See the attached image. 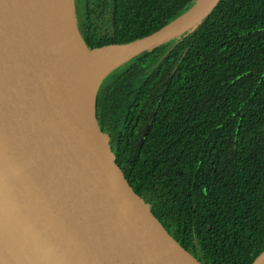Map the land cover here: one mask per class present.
Wrapping results in <instances>:
<instances>
[{"label": "trees", "instance_id": "16d2710c", "mask_svg": "<svg viewBox=\"0 0 264 264\" xmlns=\"http://www.w3.org/2000/svg\"><path fill=\"white\" fill-rule=\"evenodd\" d=\"M193 2L116 0L94 18L84 0L78 30L90 48L123 43ZM121 66L117 96L141 82L125 121H100L128 182L202 264H250L264 249V0H220L197 27Z\"/></svg>", "mask_w": 264, "mask_h": 264}, {"label": "water", "instance_id": "95a60500", "mask_svg": "<svg viewBox=\"0 0 264 264\" xmlns=\"http://www.w3.org/2000/svg\"><path fill=\"white\" fill-rule=\"evenodd\" d=\"M219 1L194 0L147 35L90 48L74 0H0V264H202L135 192L98 123L97 90L122 62L92 79L74 40L127 62L197 27ZM250 264H264V249Z\"/></svg>", "mask_w": 264, "mask_h": 264}, {"label": "flooded vegetation", "instance_id": "af4514ba", "mask_svg": "<svg viewBox=\"0 0 264 264\" xmlns=\"http://www.w3.org/2000/svg\"><path fill=\"white\" fill-rule=\"evenodd\" d=\"M115 1L116 0H91V6L93 12L95 13L94 18H97L106 9H113ZM104 2L107 3L106 8H102V4H104ZM86 9L87 7L84 0H74L75 18L80 32H82L85 29L84 27L87 25L84 19ZM121 67H119V69ZM117 70L118 68L111 71L104 78L97 92L98 101L95 113L101 128H103L101 121L105 127L109 124L108 126L111 128H116L118 122L120 121L121 123L122 118L123 121H125L126 113H123L124 108L126 109L131 105L132 99L135 97L134 91L137 90L138 85L141 82L140 80L142 79L140 78L142 75L134 76L132 79H128L126 85L129 87V90L126 89V92L123 90L122 96H117V93L114 91V84L116 85L117 82L123 81L125 77V73H122V71L117 72ZM122 77L123 79H121Z\"/></svg>", "mask_w": 264, "mask_h": 264}, {"label": "bare ground", "instance_id": "6f19581e", "mask_svg": "<svg viewBox=\"0 0 264 264\" xmlns=\"http://www.w3.org/2000/svg\"><path fill=\"white\" fill-rule=\"evenodd\" d=\"M74 45L80 50L83 67L92 79L100 77L109 68L113 67L115 63H124L127 60V57H129L128 53L113 51L108 48L89 51L84 47L78 38L74 40Z\"/></svg>", "mask_w": 264, "mask_h": 264}, {"label": "rangeland", "instance_id": "374dc122", "mask_svg": "<svg viewBox=\"0 0 264 264\" xmlns=\"http://www.w3.org/2000/svg\"><path fill=\"white\" fill-rule=\"evenodd\" d=\"M123 64H124V63H123ZM121 65H122V64H121ZM121 65H119V66H121ZM119 66H118V67H119Z\"/></svg>", "mask_w": 264, "mask_h": 264}]
</instances>
